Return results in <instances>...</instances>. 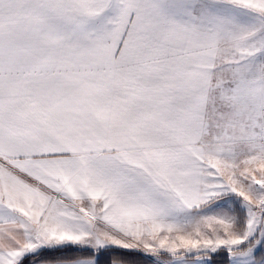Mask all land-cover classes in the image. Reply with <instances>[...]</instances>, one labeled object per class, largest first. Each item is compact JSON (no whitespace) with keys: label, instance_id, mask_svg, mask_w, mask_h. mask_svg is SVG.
<instances>
[{"label":"snow or ice","instance_id":"obj_1","mask_svg":"<svg viewBox=\"0 0 264 264\" xmlns=\"http://www.w3.org/2000/svg\"><path fill=\"white\" fill-rule=\"evenodd\" d=\"M0 264H264V0H0Z\"/></svg>","mask_w":264,"mask_h":264}]
</instances>
